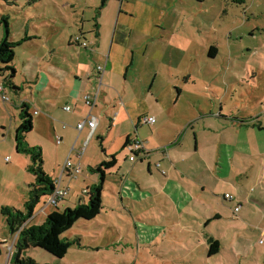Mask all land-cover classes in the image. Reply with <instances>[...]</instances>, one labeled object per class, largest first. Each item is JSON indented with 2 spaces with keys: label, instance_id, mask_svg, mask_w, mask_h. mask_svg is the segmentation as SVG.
Masks as SVG:
<instances>
[{
  "label": "crops",
  "instance_id": "1",
  "mask_svg": "<svg viewBox=\"0 0 264 264\" xmlns=\"http://www.w3.org/2000/svg\"><path fill=\"white\" fill-rule=\"evenodd\" d=\"M38 1L40 0H14L11 4L23 3L28 7ZM65 1L67 4L68 0ZM118 1L121 4L117 6L118 22L114 32L110 29L108 6L115 0H105L103 7L101 0V5L95 6L96 20L92 23L93 27L86 29V22L82 19L77 32L81 36L80 42L74 40L77 33L68 36L64 26H59L57 36L59 33L60 39L67 37L65 40L70 49L69 54L64 58L28 60L31 66L40 67L33 70L35 76L32 78L31 88L33 94L42 95L46 104L43 123L48 127L52 122L55 132L58 127V143L67 139L70 144L76 125L89 115V108L83 97L87 93L96 92L98 88L99 75L96 66H105L98 101L92 110V114L98 118L95 132L91 135L89 125H85L74 143L77 145L84 133L82 142L85 140L86 144L97 135L105 157L98 160L94 167L112 156L117 159V164L107 171L105 178L107 181L108 174L117 168L118 175L112 187L111 204L105 202L104 181L102 213L93 221L103 226L105 223L102 218H108L107 225H110L113 217L122 220L121 215L128 212V217L133 219L135 225L139 221L158 224L162 232L163 241L159 248L162 256L180 258L184 264H194L192 259L196 253L207 252L210 257L208 251L211 241L218 240L221 249L223 239L204 231L212 221H220L224 217L226 206L230 205L235 220L246 222L251 218L261 224L264 222V96L259 97L258 90L254 96L242 91L244 77L251 79L248 81L251 82L250 86L256 89L259 87L258 63L261 60L244 64L232 59H228V62L225 60L222 83L227 85V89L219 91L218 94L213 91V98L210 95L212 93L202 91L195 92L191 98V85L194 86L197 81L191 74L185 76L177 73L171 67L180 63L172 64L171 59L166 63L167 59L164 57L169 48L183 51L191 50L193 46V41L172 42L169 38L175 30L171 23L175 24L181 19H184L183 25L189 22L186 19L188 12L183 7L191 3V0H179L169 17L153 0ZM70 7H76L75 3L71 1ZM24 37H28L24 42L31 38L27 34ZM82 42L88 45L84 46ZM212 47L215 51L211 55ZM210 49L209 57H216L217 47L212 45ZM52 50L54 53L55 49ZM166 66L168 68L165 75L163 71ZM138 68L151 76L148 78L149 81L151 79L149 89L146 86L140 91L131 89L134 81L131 82L130 75L133 71L132 80L136 79ZM137 93L144 95L138 96ZM250 98L253 104L249 101ZM33 102L34 100L25 101L30 110L35 106ZM60 105L63 108L66 105L71 107L69 111H65L69 112L67 115L57 113L56 109ZM105 105H108V109ZM34 113L40 117L43 114L37 113V109H34ZM144 116H154L156 122L149 124L143 120ZM16 117L14 114L15 120ZM38 122L33 116V130ZM19 125L20 121H15V124L10 122L8 129L1 124L3 140L7 138V134L11 135L12 127L17 130ZM133 128L135 133L132 132ZM5 130L8 131L7 134L3 132ZM114 130H117V136L109 141L111 144L108 148L107 143ZM128 137L140 138L148 153L140 154L137 160L132 161L131 153L126 148ZM117 139L118 147L110 150L113 140ZM29 144L36 145L31 142ZM166 146L167 149H164ZM122 150H127L124 162H130L129 170L119 158ZM67 160L79 161L70 156ZM82 167L81 173L86 169L83 163ZM62 170L60 173L55 170L53 174H48L54 181L61 178L60 185L68 187L71 193V187L64 184V179L74 177L69 170L63 174ZM86 174H91V179L77 194V204L86 202L84 191L100 181L98 173ZM226 193L232 194L234 199H226ZM220 196L223 204L221 209L217 207V198ZM239 204V211H235ZM59 205L60 203L56 206ZM6 206L13 208L10 204ZM4 207L5 204H1L2 213ZM119 210L123 212L119 213ZM51 212L53 210L47 214ZM34 218L33 216L28 221L29 224H34ZM136 227L138 228L137 225ZM76 238L81 240L79 235ZM1 242H4L5 247L7 242L2 233ZM233 254L238 256L235 251Z\"/></svg>",
  "mask_w": 264,
  "mask_h": 264
},
{
  "label": "rangeland",
  "instance_id": "2",
  "mask_svg": "<svg viewBox=\"0 0 264 264\" xmlns=\"http://www.w3.org/2000/svg\"><path fill=\"white\" fill-rule=\"evenodd\" d=\"M71 1L75 3L76 7H70ZM66 2L65 0H40L26 7L23 3L16 5L11 4L9 0H0V40L3 34H5L4 36L7 35L8 31L10 40L20 39L25 34L31 37L30 40L24 42L23 46L16 48L17 54L13 61L16 68L15 76L11 77L12 70H0V88L2 87V91H0V128L1 124L9 129L10 122L19 123L22 104L25 101L34 100L35 106L31 107L30 111L39 122L33 132L29 134L28 140L42 147L44 170L51 174L55 170L60 173L69 156L73 160L81 161L86 166L85 173L78 174L77 177L71 179H64V184L70 185L71 193L65 201L60 202L59 207L50 205L42 215L43 204L37 206L33 219V223L37 224L44 222L45 215L51 210L54 211L59 208L62 211L68 207H74L78 203L77 194L90 182L91 174L86 173H92L90 167H94L96 162H99L98 160L105 157L101 140L97 138V135L86 144L85 140L82 142L84 133L78 144H74L76 137L81 132L77 125L73 131V138L70 137L72 138L70 144L67 139L58 143L57 134L59 135L60 131L57 127L55 132V126L52 125V122L48 127L43 123L42 116L46 104L42 95L33 94L31 88L33 87L32 78L35 76L33 70L36 71L40 67L31 66L28 60L35 58L42 61L67 56L68 50H70L67 40H65L67 37L60 39L59 33L57 36L56 31L59 26H64L68 36L78 32L82 19L86 22L85 28H91L93 27L92 23L96 20L95 6L101 5V0H68V3L65 4ZM153 2L157 6H161L159 8L163 9L166 16L169 17L179 0H153ZM120 4V1L115 0L108 6L112 32L117 26L119 11L117 6ZM179 8L182 9L181 6ZM183 9L188 12L186 19L189 22L183 25L184 19H181L175 24L171 23L170 25L175 26V30L169 38L172 42L188 40L191 43L193 41V46L191 50L183 51L169 48L164 57L167 59L166 63L169 62V59H171L172 64L180 63V65H172L173 67H171L175 68L177 73L185 76L191 74L197 81L194 86L191 85L190 97L193 98L197 91L210 93L215 91L218 94L219 91L227 89V85L223 84L222 81L223 71L226 67L224 61L227 60L228 62V59L238 63L243 62V64L261 60L258 63L260 65L259 87L253 88L250 86L251 82L248 83L251 79L244 77L242 91L244 94L249 92L250 95H253L258 90L259 97H263L264 0H245V2L241 0H191V3L184 5ZM4 18L7 19L8 28ZM76 36L79 34H75L74 38ZM53 41H55L54 46L51 45ZM212 45L218 49V54L214 58L208 55ZM52 48L55 49L54 53ZM2 67L3 64H0V68ZM142 68L145 66L142 65ZM142 68H138L134 80H132L134 72H131L130 80L131 82L134 81L133 86H131L133 91H140L144 86L149 89L151 79L149 81L148 78L151 76L149 77V73L144 74ZM167 68L168 66L164 67L165 75ZM137 94L138 96L144 95L142 93ZM210 95L212 97L213 93ZM204 99L206 100L205 97ZM249 101L252 103V98ZM40 103L43 105L40 106ZM245 103L244 100V105ZM104 107L108 109V105ZM34 109H37V113H43L41 117L34 113ZM56 111L62 116L69 113L65 112V106L63 108L62 105ZM14 114L15 117L17 116V120L14 119ZM7 130L3 132L7 134ZM15 131L16 129L12 127L11 135L7 134L5 141L0 129V206L5 204V208H9L6 205L10 204L13 208L24 210V203L29 198L30 184L34 182L35 177L29 169L32 165L31 156L16 151ZM105 132L106 130L104 134ZM132 132L135 133V128ZM111 134L107 143L108 148L111 144L109 141L117 136V130ZM113 141L110 150H115L118 147V139ZM126 153L127 150H122L119 158L123 161L125 168L129 170L130 162H124ZM117 175L116 168L108 174L107 181H105V202L109 205L111 204L113 183H115L114 180ZM145 179L150 180L149 178ZM84 196L87 202L88 195L84 194ZM217 203V207L221 209L223 205L222 196L217 198ZM224 209V217L220 221H212L204 231L206 234L211 236L214 234L217 238L223 239L220 252L210 257L207 256V252L196 253L192 259L194 264H264V222L261 224L260 221H253L251 218L247 219L246 222L235 220L230 211V205ZM118 212L121 213L123 210ZM113 215L116 214L113 213ZM128 216L129 213L126 212L125 215H121L122 220L113 217L110 225H107L108 218H102L105 223L103 226L98 225L93 220H80L63 235L64 238L69 239H76L78 235L81 236V240H77L63 258L56 257L39 247L30 248L28 255L40 264H184L180 258L162 256L159 252L163 240L158 224L154 225L150 221H139L136 224L137 228L133 219ZM0 233L7 242L5 247L3 244L1 245L0 264H8L9 254L13 249L16 235L10 233L7 218L3 215L2 210L0 211ZM234 251L237 252L238 256L233 254Z\"/></svg>",
  "mask_w": 264,
  "mask_h": 264
},
{
  "label": "trees",
  "instance_id": "3",
  "mask_svg": "<svg viewBox=\"0 0 264 264\" xmlns=\"http://www.w3.org/2000/svg\"><path fill=\"white\" fill-rule=\"evenodd\" d=\"M13 2L14 0H9ZM245 2V0H241ZM105 0H102L103 7ZM100 7V8H101ZM6 27H9L7 19ZM9 31L7 35L0 41V64L3 67L0 70H12L11 77L16 74V68L13 61L16 55V48L20 46L28 37L20 40H10ZM215 48L210 49L212 55ZM20 125L15 134L16 151L31 156L32 165L29 169L32 171L35 180L30 184L29 198L24 203V210L16 208L3 209V215L7 218V225L12 235H16L14 246L11 251L8 264H40L34 258L28 255V251L32 247L42 248L56 257L63 258L69 252L70 247L79 240L78 238H64L63 235L70 230L80 220H93L103 209V185L108 170L112 169L117 164V159L112 156L109 160H104L95 167H90L91 172L100 175V181L87 188L85 194L88 195L87 202H81L74 207H68L64 210L57 208L49 213L44 222L37 224H29L35 214L37 206L43 203L46 197L53 191L55 181L44 170L43 151L40 145H30L27 141V135L33 130V116L30 113V106L23 103L19 114ZM130 137L126 140V146ZM4 242L0 243L1 245ZM220 250L218 240H213L210 243L209 255L217 254ZM48 264V263H43Z\"/></svg>",
  "mask_w": 264,
  "mask_h": 264
},
{
  "label": "built area",
  "instance_id": "4",
  "mask_svg": "<svg viewBox=\"0 0 264 264\" xmlns=\"http://www.w3.org/2000/svg\"><path fill=\"white\" fill-rule=\"evenodd\" d=\"M80 39H81L80 35L76 36L74 38V40L77 42H80ZM82 45L87 46L88 44L86 42H82ZM96 70H97L98 75H99L98 76V80H99L98 88H97L95 93H87L83 97L85 104L89 108V115L85 120H83L77 124V128L80 131L83 130L85 125H89V127L91 129V135L94 134L95 129H96L97 124H98V118L92 114V110L96 106L97 101H98V96H99V92H100V88H101V84H102V77H103V72L105 70V66L104 65H97ZM0 91H2V87L0 88ZM2 97L6 98L5 96H2ZM70 109H71V107L69 105H67L65 107V110H67V111H69ZM143 120L145 122H148L149 124H154L156 122V117L144 116ZM126 148L131 153L130 159L132 161L137 160L138 159L137 157L140 154L145 155L148 153V149L146 148L145 143L138 137L130 138ZM164 149H167V146L164 147ZM82 168L83 167H82L81 161L72 162L71 160H67L64 167H63L62 174L65 171L69 170L68 172L71 174V176L76 177V176H78V174H80L82 172ZM60 184H61V178L55 181V187H54L53 191L46 197L45 201L42 203L43 207L41 208V212H44L46 210V208L50 205H58L61 200L65 199L69 195L70 189L68 187H62ZM86 191H87V189L84 191V193ZM225 197H226V199H229V200L234 199V196L230 193H226ZM240 207H241V204L236 206L235 211H239ZM15 237H17V234Z\"/></svg>",
  "mask_w": 264,
  "mask_h": 264
}]
</instances>
